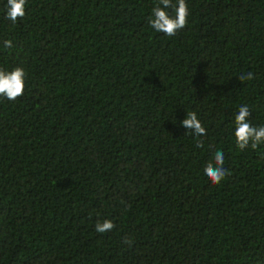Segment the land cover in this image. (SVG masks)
<instances>
[{
  "label": "trees",
  "instance_id": "trees-1",
  "mask_svg": "<svg viewBox=\"0 0 264 264\" xmlns=\"http://www.w3.org/2000/svg\"><path fill=\"white\" fill-rule=\"evenodd\" d=\"M186 3L169 37L155 0H26L16 23L0 0V69L26 72L0 96V264H264V144L234 136L241 105L264 126V0Z\"/></svg>",
  "mask_w": 264,
  "mask_h": 264
},
{
  "label": "clouds",
  "instance_id": "clouds-1",
  "mask_svg": "<svg viewBox=\"0 0 264 264\" xmlns=\"http://www.w3.org/2000/svg\"><path fill=\"white\" fill-rule=\"evenodd\" d=\"M26 0H7L6 19L16 23L18 19L26 14ZM171 9V12H169ZM189 7L186 0H155V6L152 8V14L148 23L157 33H163L169 37L175 36L179 30L185 28L188 23ZM12 41L4 42L5 48H12ZM26 72L21 67H16L12 71L0 69V96L10 101H15L24 94ZM241 82L251 81L254 78L253 73L241 74ZM251 111L249 106L241 105L234 119V136L237 147L243 151L248 147L256 150L264 144V126H253L249 121ZM182 126L188 129L187 134L196 137L206 135V129L198 119L197 113L191 111L187 113V118L182 122ZM186 134V135H187ZM197 147H203V142L197 140ZM225 156L223 151H216L214 154V163L209 162L204 168L205 176L212 184H219L227 175L228 170L224 168ZM115 227L112 220L97 222L95 230L98 233L111 231ZM131 246V240H125Z\"/></svg>",
  "mask_w": 264,
  "mask_h": 264
}]
</instances>
